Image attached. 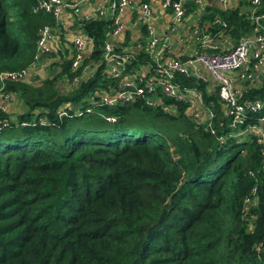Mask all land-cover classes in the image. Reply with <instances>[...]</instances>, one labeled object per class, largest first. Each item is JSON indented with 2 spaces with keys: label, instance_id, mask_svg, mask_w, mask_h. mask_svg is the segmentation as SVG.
I'll return each mask as SVG.
<instances>
[{
  "label": "trees",
  "instance_id": "16d2710c",
  "mask_svg": "<svg viewBox=\"0 0 264 264\" xmlns=\"http://www.w3.org/2000/svg\"><path fill=\"white\" fill-rule=\"evenodd\" d=\"M201 1H187L182 19L194 14L199 30L233 42L251 32L248 0L224 10ZM33 4L0 0V72L33 60L37 31L50 22ZM255 12L264 13V0ZM108 26L82 24L94 60ZM60 67L39 83H3L23 110L0 111V264H264L262 146L251 134L232 136L215 88L175 77L212 103L211 132L178 103L175 114L142 100L85 111L107 83L101 65L70 91L59 81L75 73L68 61ZM263 90L264 78L243 80L237 102L261 107L237 129L264 117Z\"/></svg>",
  "mask_w": 264,
  "mask_h": 264
},
{
  "label": "built area",
  "instance_id": "2783aa9c",
  "mask_svg": "<svg viewBox=\"0 0 264 264\" xmlns=\"http://www.w3.org/2000/svg\"><path fill=\"white\" fill-rule=\"evenodd\" d=\"M187 1L164 0L159 11L170 12L169 21L166 23L159 19L158 26L153 16L157 11V0H35L31 12L47 14L50 22L43 24L37 31L35 54L29 66L17 71L0 72V111H4V104L11 100V93L3 91L4 81H25L35 62L43 55L44 68L55 71L51 76L61 70L64 61L69 62V71L75 74L68 81L65 76L61 78L63 82L59 81L66 91L92 76L97 66L101 65L100 79L107 80V83L104 88L92 91L85 111H90L93 106L112 107L142 100L151 107L160 106L167 113L175 114V103H178L184 105V113L190 121L205 123L203 129L212 132V103H205L199 90L175 80L181 75L203 80L200 76L203 70L213 81V87L222 102V114L229 117V126L235 130L232 136L251 134L261 144L260 164L264 173V133L260 129L264 117L256 125L237 129L246 113L259 110L261 104L256 100L237 102L238 90L234 78L228 75L236 73L241 80L259 79L258 66L264 60V13L255 11L260 0H248L246 12L252 24L251 32L240 37L227 50L220 51L216 42L221 31L214 35L204 33L194 22L190 32L197 50L181 57L169 51L171 36L167 28L174 31L182 22ZM194 1L204 4L201 0ZM214 1L221 10L235 7L238 2ZM129 17L132 18L130 23L127 21ZM91 20L109 24L96 60L91 58L92 37H88L82 28L84 22ZM214 22L225 26L218 19ZM198 47L218 50L209 52ZM133 62L134 66L130 67ZM250 62L253 63L250 65ZM165 99L173 102H165ZM58 114H63V110ZM106 120L113 121L114 118L107 117ZM6 125L7 122H0V128Z\"/></svg>",
  "mask_w": 264,
  "mask_h": 264
},
{
  "label": "crops",
  "instance_id": "0c3cea01",
  "mask_svg": "<svg viewBox=\"0 0 264 264\" xmlns=\"http://www.w3.org/2000/svg\"><path fill=\"white\" fill-rule=\"evenodd\" d=\"M153 16H154L155 21L158 23V26H159L160 23H159L158 19H156L159 16H157L156 11H155ZM160 17L161 18H159V19H163L164 20V18L166 16L164 14H162ZM167 17L169 18V16H167ZM189 18L192 21H191L190 26H188V29H187L186 33L189 34L188 39L190 41L186 42V43H179L180 39H178V42L173 43L172 39H171L170 40V50L169 51L172 54H174V55H180L181 57H184V56L191 55L194 52V50H197L195 42L191 38V32H192L191 29H192V26H193L194 22L196 23L194 14L190 15ZM131 19L132 18L129 17V19L127 21L130 23V21H132ZM168 21H169V19L165 20L166 23ZM216 42L218 44V48H219L220 51L227 50L231 45H233L235 43V42L231 41L229 39V37L224 36V35L217 36ZM38 60H41L42 63L37 66L36 63H37ZM38 60L35 62L33 69H31L30 73L28 74L27 79L25 81H22V82H24V83H27V82L28 83L29 82L30 83H32V82L39 83L38 81H42V79L50 77L51 74L55 72L51 68H46V69L44 68L45 60H44V56L43 55L40 56ZM263 73H264V60L258 66V74L261 75ZM228 75H230V76H232L234 78L236 89L237 90L240 89L241 86H242L243 80L238 79L237 76H236V73H228ZM200 76L203 78V81L206 83L207 91H209V92L212 91L214 89L212 79L203 70L200 71ZM60 81L63 82L62 79H60ZM14 100L15 99H14L13 95L11 94V100L7 101L4 104V111L8 114L9 118H13L17 113H19V112H21L23 110V107L21 106L20 102H18L16 100L14 101ZM260 129L264 133V124H261Z\"/></svg>",
  "mask_w": 264,
  "mask_h": 264
},
{
  "label": "rangeland",
  "instance_id": "374dc122",
  "mask_svg": "<svg viewBox=\"0 0 264 264\" xmlns=\"http://www.w3.org/2000/svg\"><path fill=\"white\" fill-rule=\"evenodd\" d=\"M149 1H150V0H149ZM242 8L247 9V8H248V5H246V6L242 7ZM169 13H170V12H169ZM169 13H163V12L157 10V11H156V14H157V16H159V17L156 18V19H158V21H159V18H161L160 16H161L162 14H164V15L166 16V17L164 18V20L169 19V18L167 17V16H169ZM189 17H190V16L188 15L187 17H185L184 19H182V22L176 26V30H174V31H170V28H169V27L167 28V32L170 33V36H171V39H172V42H173V43L178 42V39H180L179 43H186V42H189V41H190V40L188 39L189 34L186 33V31H187V29H188V26H190L191 21H192ZM182 24H183V25H182ZM184 30H185V31H184ZM41 63H42V61H41V60H38L37 63H36V65L38 66V65H40ZM258 77H259V79L264 78V73L261 74V75H258ZM259 79H258V80H259Z\"/></svg>",
  "mask_w": 264,
  "mask_h": 264
},
{
  "label": "water",
  "instance_id": "95a60500",
  "mask_svg": "<svg viewBox=\"0 0 264 264\" xmlns=\"http://www.w3.org/2000/svg\"><path fill=\"white\" fill-rule=\"evenodd\" d=\"M176 1V0H173ZM164 0H157V5H156V9L160 10L161 5L163 4ZM164 214V210L161 211L160 215L158 216V218L156 219L155 223H158L160 221V219L162 218Z\"/></svg>",
  "mask_w": 264,
  "mask_h": 264
}]
</instances>
